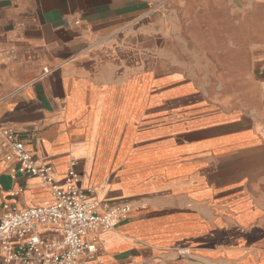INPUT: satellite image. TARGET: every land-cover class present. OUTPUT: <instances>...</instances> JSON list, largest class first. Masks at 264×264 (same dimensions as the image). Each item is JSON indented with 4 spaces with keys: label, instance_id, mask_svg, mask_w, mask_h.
Segmentation results:
<instances>
[{
    "label": "crops",
    "instance_id": "0c3cea01",
    "mask_svg": "<svg viewBox=\"0 0 264 264\" xmlns=\"http://www.w3.org/2000/svg\"><path fill=\"white\" fill-rule=\"evenodd\" d=\"M205 4L0 0V214L53 202L40 179L12 178V130L60 187L76 162L102 209L131 205L114 230L88 235L97 239L89 264H264V88L230 95L252 106L165 111L170 100L213 98L187 94L201 83L194 46L231 33L177 27L208 13ZM248 30L264 53V24Z\"/></svg>",
    "mask_w": 264,
    "mask_h": 264
},
{
    "label": "built area",
    "instance_id": "2783aa9c",
    "mask_svg": "<svg viewBox=\"0 0 264 264\" xmlns=\"http://www.w3.org/2000/svg\"><path fill=\"white\" fill-rule=\"evenodd\" d=\"M4 136L17 162L12 178L25 175L40 179L49 188L53 202L23 210L4 205L0 214V264H89L97 252V239H88V235L114 230L128 219L131 205L102 209L80 186L76 162L68 169L65 186L60 187L52 166L38 161L14 131L5 130ZM23 191L19 189L12 196Z\"/></svg>",
    "mask_w": 264,
    "mask_h": 264
},
{
    "label": "rangeland",
    "instance_id": "374dc122",
    "mask_svg": "<svg viewBox=\"0 0 264 264\" xmlns=\"http://www.w3.org/2000/svg\"><path fill=\"white\" fill-rule=\"evenodd\" d=\"M205 2L204 7L209 9L208 13H194L192 22L179 21L180 24L177 27L183 29L210 28L213 33L218 30L229 31L231 34L226 44L232 48L227 47L226 49V44L221 39L222 36L220 37L216 33L210 36L209 47L205 46L203 49L200 44L194 46V73L201 83L187 94L193 96L199 92H207L213 98L210 101H167L168 107L165 111L170 113L168 116L174 117L175 113H178L180 117H189L191 115L183 113V110L191 104L200 102L206 103V106L199 109L198 114L217 112L220 104L224 102L235 105L240 100L252 106L250 102L254 99L253 97L246 96L238 100L236 98L237 101L233 103L235 99L230 95L239 90L246 91L256 88L262 90L264 88V53L260 54L261 49L258 51L255 49L253 35L248 30L250 26L264 24V13L260 12L258 8V0H222L217 6L207 3L206 0ZM235 26H240L243 29L239 35H232ZM261 34L259 32V36ZM205 50H208L209 53ZM182 56L184 57L185 54Z\"/></svg>",
    "mask_w": 264,
    "mask_h": 264
}]
</instances>
